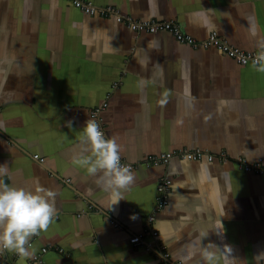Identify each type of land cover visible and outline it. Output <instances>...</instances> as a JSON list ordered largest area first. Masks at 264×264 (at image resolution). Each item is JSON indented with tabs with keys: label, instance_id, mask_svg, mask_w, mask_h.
<instances>
[{
	"label": "crops",
	"instance_id": "0c3cea01",
	"mask_svg": "<svg viewBox=\"0 0 264 264\" xmlns=\"http://www.w3.org/2000/svg\"><path fill=\"white\" fill-rule=\"evenodd\" d=\"M90 1L172 21L198 42L214 32L264 49V0ZM103 103V130L136 165L129 173L93 135L89 111ZM196 148L264 161V59L241 65L67 0H0V245L10 264L43 247L44 264H158L156 241L171 264H264V173L177 156L145 165ZM163 176L170 192L157 209ZM149 215L157 236L131 244Z\"/></svg>",
	"mask_w": 264,
	"mask_h": 264
},
{
	"label": "built area",
	"instance_id": "2783aa9c",
	"mask_svg": "<svg viewBox=\"0 0 264 264\" xmlns=\"http://www.w3.org/2000/svg\"><path fill=\"white\" fill-rule=\"evenodd\" d=\"M69 1L75 8L89 14H101L111 15L117 23H122L127 28H129L132 32L140 33H155L158 31H168L170 32L174 38L178 42L186 43L191 47L195 48L198 46L208 47L213 46L217 50L221 51L228 57L234 59L237 63L241 65L253 64L257 65L264 59V49L260 52L254 51H244L238 47L232 46L227 43L225 40L220 39L214 32L210 33L206 40L198 42L193 39L191 36L183 33L180 30L179 25L172 21H161L156 19H140L133 17L131 15H123L116 8L112 6L98 7L90 0H67ZM106 107V104L95 107L89 111V115L92 119L93 123V135L96 138L99 145L102 147L105 155L110 159V161L117 167L118 170L123 171L125 173H129L133 171L136 167L135 164L124 161L120 158V156L116 153L113 145L108 140L105 135V132L102 127V119H101V111ZM177 156L182 160L186 161H206L208 163H212L215 160L219 161L221 164L225 165L229 162L233 161L237 167L244 169L245 171H254L256 173H264V161H256L254 163H248L246 160L242 158H231L229 155L220 151L216 154L210 153L208 151H204L201 149H181L179 151H169L159 153L157 155L149 156L146 161V166H159L168 164L169 160L173 157ZM34 159H37L39 162H43V159L38 157V155H33ZM171 179L168 176H163L157 183V203L156 208L161 209L168 202L169 192H170ZM56 215L52 213H48L46 216L42 217V220H47L49 218H55ZM155 220L154 215H149L145 219V224L140 234H134L129 238V242L133 245L143 244L144 237L149 234L151 237L155 238L157 236V231L152 228V223ZM115 227L118 226L117 223L112 221ZM31 243H27V246H30ZM155 248L153 249V255L158 259V264H171L169 262V252L165 249V247L155 242ZM7 245L5 243L0 245V261H3L4 264H10L8 261L7 254ZM47 251V248L43 247L37 253H34L28 264H44L42 259V255ZM20 254V250L17 249L14 252H11V257H18Z\"/></svg>",
	"mask_w": 264,
	"mask_h": 264
},
{
	"label": "trees",
	"instance_id": "16d2710c",
	"mask_svg": "<svg viewBox=\"0 0 264 264\" xmlns=\"http://www.w3.org/2000/svg\"><path fill=\"white\" fill-rule=\"evenodd\" d=\"M255 52H256V51H255ZM231 162H232V161H231ZM30 243H31V242H30ZM31 245H32V243H31ZM31 245H30V246H31ZM30 246H28V247H30ZM45 248H46V247H45Z\"/></svg>",
	"mask_w": 264,
	"mask_h": 264
}]
</instances>
